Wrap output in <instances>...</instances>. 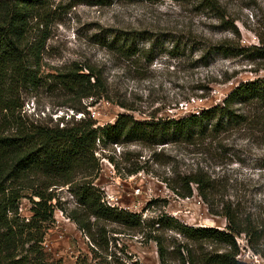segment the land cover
<instances>
[{
    "label": "rangeland",
    "instance_id": "1",
    "mask_svg": "<svg viewBox=\"0 0 264 264\" xmlns=\"http://www.w3.org/2000/svg\"><path fill=\"white\" fill-rule=\"evenodd\" d=\"M3 3L0 0V11ZM130 31H147L151 38L140 42L130 57L102 43ZM27 36L41 55L37 87L19 89L21 114L29 123L61 126L93 114L96 123L103 124L121 111L136 118L180 116L221 102L240 81L264 77V57L251 52V46L264 49V0H46L35 10ZM157 36L165 39L163 46H154L148 58L150 42ZM220 42L244 52L205 57L208 46ZM73 65L91 67L104 86L79 98L49 84L51 74ZM240 109L250 116L248 122L192 143L130 142L99 148L93 183L102 189L107 203L142 212L144 218L164 211L187 224L223 228L225 217L208 211L193 184L190 196L175 191L185 189L181 177L202 171L215 185L213 208L232 200L240 202L243 212L261 214L259 219L264 220V104ZM24 193L18 211L29 217V192ZM54 193L52 201L57 199L64 212L54 209V221L45 232V261L76 264L86 257L88 264H103L99 257L92 258L88 236L66 214L75 206L68 185L58 186ZM106 228L122 231L107 232L109 250L116 255L161 264L155 241L145 240L138 229L114 224ZM237 241L239 259L264 264V257L254 254L242 236ZM259 248L264 252V237Z\"/></svg>",
    "mask_w": 264,
    "mask_h": 264
},
{
    "label": "trees",
    "instance_id": "2",
    "mask_svg": "<svg viewBox=\"0 0 264 264\" xmlns=\"http://www.w3.org/2000/svg\"><path fill=\"white\" fill-rule=\"evenodd\" d=\"M45 1L4 0L0 11V264H49L45 261L43 240L54 221V209L64 212L57 199L52 201L60 185H68L75 201L67 216L88 236L92 258L99 257L103 264H141L137 260L128 261L126 258L130 257L125 253L126 258L109 250L108 230L122 231L107 230L108 224L138 229L145 240L155 241L161 264H173V260L177 264H255L237 257L240 236L254 254L264 257L259 248V240L264 237L261 214L245 213L240 202L232 200L221 201L219 209L213 208L215 185L205 172L181 177L185 189L175 191L190 196V184H193L208 205V211L225 217L223 228L187 224L164 211L144 218L142 212L107 203L102 189L93 183L99 170L96 152L101 147L130 142L192 143L245 124L250 116L240 106L264 104V77L240 81L221 102L180 116L136 118L121 111L113 121L103 124H97L93 114L74 117L61 126L29 123L21 114L19 89L35 88L39 82L36 68L41 55L38 46L28 41L27 32L35 10ZM147 34V31L122 32L102 43L130 57L138 52L140 42L150 41ZM164 41L158 36L151 40L146 57L152 58L154 46H163ZM251 49L254 56L264 57V49L256 46ZM243 52L237 45L220 42L208 46L204 54L228 57ZM50 76L49 84L79 98L92 96L95 87L104 86L89 66L73 65ZM102 90L100 87L101 93ZM62 120L59 116V121ZM25 191L29 192L26 194L31 203L29 217L18 211ZM204 243L210 249L205 250ZM76 264H88L86 257L77 259Z\"/></svg>",
    "mask_w": 264,
    "mask_h": 264
}]
</instances>
